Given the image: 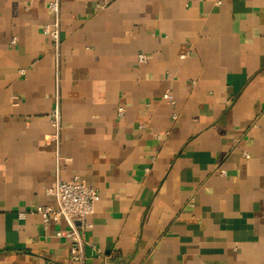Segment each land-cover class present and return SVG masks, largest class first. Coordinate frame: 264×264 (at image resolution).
I'll return each instance as SVG.
<instances>
[{"label":"crops","instance_id":"obj_1","mask_svg":"<svg viewBox=\"0 0 264 264\" xmlns=\"http://www.w3.org/2000/svg\"><path fill=\"white\" fill-rule=\"evenodd\" d=\"M47 2L0 0V264H264V0H60L57 48Z\"/></svg>","mask_w":264,"mask_h":264},{"label":"built area","instance_id":"obj_2","mask_svg":"<svg viewBox=\"0 0 264 264\" xmlns=\"http://www.w3.org/2000/svg\"><path fill=\"white\" fill-rule=\"evenodd\" d=\"M47 8L53 16L51 24L43 27V32L48 35L55 48L59 44V11L60 0H48ZM185 55H181V58ZM139 62H146V55L138 54ZM165 100L173 102V96L169 90L163 93L162 96ZM118 114L123 113V108H118ZM49 121L53 131L45 136L47 141L54 142L58 147L60 136V113L58 109V102L49 114ZM58 157V150H57ZM245 156H248L245 154ZM47 193L52 194L55 198V206L38 205L33 211L39 213L45 223L50 220L58 222L63 219L67 225V230L63 234L70 241V258L71 260L80 263L83 259L84 242L82 233L90 225L87 222V216L94 211V205L98 198L97 191L91 184L87 183L84 179L74 176L70 180H63L57 177L55 184L52 188L46 190ZM19 217L25 216V211L18 213ZM58 235L62 234L59 232Z\"/></svg>","mask_w":264,"mask_h":264}]
</instances>
